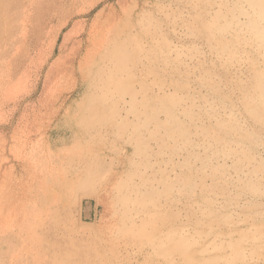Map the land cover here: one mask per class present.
I'll return each instance as SVG.
<instances>
[{"label":"rangeland","instance_id":"374dc122","mask_svg":"<svg viewBox=\"0 0 264 264\" xmlns=\"http://www.w3.org/2000/svg\"><path fill=\"white\" fill-rule=\"evenodd\" d=\"M263 7L4 0L0 264H264Z\"/></svg>","mask_w":264,"mask_h":264},{"label":"bare ground","instance_id":"6f19581e","mask_svg":"<svg viewBox=\"0 0 264 264\" xmlns=\"http://www.w3.org/2000/svg\"><path fill=\"white\" fill-rule=\"evenodd\" d=\"M3 1L4 0H0V26L4 22H6V19H7V16L4 19V18H2V15H1V12L3 13V10H2V2ZM179 2H180V0H175V3H179ZM118 4H119V2H118ZM134 9H136V6H132V7H130L128 9L127 7H125V6H123L121 4L120 5V10H121L122 19H123L122 21H121V18H120L119 15L116 16L115 13L108 11L107 18H105L106 19V25L104 26V24H102L104 26V29L101 31L100 37L97 40H95V42L93 44V47H92V49L90 51L92 53V57L93 58L89 61V65L95 63V61H94V55H96V53L99 54L100 51H102L101 58L104 57V56H106V55H110L111 53H113L114 55L116 54V51H118V50L115 48V46H117V44L119 43V38L121 37V35H120V31H121L120 28L121 27H124L125 28V27L130 26L131 20H132V17H133ZM16 21L18 22V16H17V19L15 17L9 18V25L15 27L17 25L16 24ZM262 33H263V31H262ZM72 34H74V29H72L66 35V39H68ZM86 55H88V53ZM59 154H61V152H59ZM26 168H27V164L25 166V169ZM59 170H61V169H59V167L56 166L54 173H55V175L58 176V181L61 182L60 181V179H61L60 177L61 176L59 175ZM33 171H35L37 173V175H38V172L36 171V169L33 170ZM63 174L65 175V172L64 171H63ZM38 177H39V175H38ZM34 178L35 177H33V179ZM35 182H36V179H35ZM133 186H135V185L133 184ZM133 186H130L129 187V193H128V195L131 194V192L134 194L135 187H133ZM129 199H130L129 202H132L133 204L139 202L136 197L129 198ZM127 200H128V196H127ZM37 222H39V221H37Z\"/></svg>","mask_w":264,"mask_h":264}]
</instances>
